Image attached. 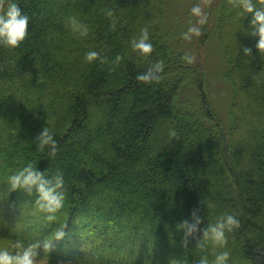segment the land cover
I'll return each instance as SVG.
<instances>
[{"label": "trees", "instance_id": "obj_1", "mask_svg": "<svg viewBox=\"0 0 264 264\" xmlns=\"http://www.w3.org/2000/svg\"><path fill=\"white\" fill-rule=\"evenodd\" d=\"M15 2L29 25L18 48L0 47V246L43 240L66 223L55 250L40 251L42 264H168L169 257L196 264L201 256L211 262L210 249L199 252L193 242L184 250L175 229L199 209L201 227L225 213L239 220L226 249H217L229 251L228 264H264V83L253 79L264 80V56L239 9L212 0L203 34L188 46L165 24L166 0ZM104 9L114 11L115 31ZM68 15L90 26L88 37L65 28ZM144 27L154 48L148 57L130 47ZM211 37L231 96L226 130L206 95L201 48ZM244 46L253 55L245 56ZM88 51L109 63L86 62ZM186 53L195 55L194 64L182 60ZM117 55L123 60L109 71ZM158 60L160 82H138ZM7 121L15 133L6 132ZM45 127L58 144L54 158L34 142ZM15 140L23 143L17 148ZM29 162L48 177L63 174L65 205L51 225L36 210L35 194L8 191V177Z\"/></svg>", "mask_w": 264, "mask_h": 264}, {"label": "clouds", "instance_id": "obj_2", "mask_svg": "<svg viewBox=\"0 0 264 264\" xmlns=\"http://www.w3.org/2000/svg\"><path fill=\"white\" fill-rule=\"evenodd\" d=\"M212 0H202V4L194 5L191 8V15L196 17V24L188 27L187 31L181 34V38L191 42L193 37H200L202 26L207 24L208 15L205 7L211 5ZM227 3L234 9H239L238 15L249 20L250 31L248 35L256 38L254 45L256 51L264 56V0H227ZM104 15L111 21L110 30H116V17L111 9L102 10ZM29 17L22 12V9L15 0H0V47L15 49L26 39L28 35ZM65 28L74 36L84 39L90 34V26L81 21L76 15H68L64 19ZM133 52L140 56L148 57L153 51V45L149 39L147 27L141 28L139 35L130 41ZM245 56L253 55V48L244 46ZM88 63L99 60L101 64L109 63L106 57H102L97 51H88L85 55ZM123 57L117 55L111 62L109 71H114L119 66ZM182 60L187 64H194L195 55L186 53ZM164 70V61L158 60L153 63L145 72L136 76L138 82L143 84L159 83L162 79L161 73ZM257 85L264 83L259 76L253 77ZM169 137L179 139L175 129L169 130ZM39 152H46L47 156L54 158L58 152V144L54 139V133L45 127L35 139ZM8 191H23L27 196L35 194L34 206L39 213L44 214V220L48 224L57 221V214L64 208L66 200L65 181L63 174L59 171L52 177L40 172L33 163L29 162L19 171L10 175L7 180ZM206 207H214L211 203ZM205 218L199 215V209L191 213V221L185 219L175 226L177 233H182L180 246L187 250L194 242V249L199 252L211 250L214 259L209 261L207 256H201L196 264H228L230 253L226 249L228 234L240 227L236 215L225 213L218 216L214 222L207 223L204 227ZM66 223L59 226L43 240H38L25 245L16 241L10 247L0 246V264H42L40 251L48 255L56 248V242L62 240L65 235ZM168 264H184L183 259L169 257Z\"/></svg>", "mask_w": 264, "mask_h": 264}, {"label": "rangeland", "instance_id": "obj_3", "mask_svg": "<svg viewBox=\"0 0 264 264\" xmlns=\"http://www.w3.org/2000/svg\"><path fill=\"white\" fill-rule=\"evenodd\" d=\"M197 4H202V0H166V3L164 5L165 24L170 27L171 34L175 32L174 33L175 41L176 39H179V36L181 38V34L186 32L188 27L196 24L197 18L191 15L190 10L194 5ZM230 12L231 10L227 9V17L229 19L232 18L231 21H233L235 18L234 16L235 13L231 12L232 13L231 14ZM231 31H232V27H230L229 25L226 26L225 32L228 35L230 34ZM192 42L193 40L191 42H188L183 40L182 38L180 39V43L183 45L188 44L189 46L190 44H192ZM218 48L219 47L216 42V38L211 37L209 39V42H207L206 44H204V46H202L201 56L203 57L202 65L204 67V70L206 71V95L208 101L212 109L216 113L217 117L219 118L220 122L222 123L223 128L226 130L228 129L229 126L228 106L230 103L231 96L228 87L226 86V84H224L222 80V75L225 67L223 66L224 63L222 62L223 60L221 58V52L220 49ZM14 96L15 98L21 97L20 94ZM240 103L243 107H245V100L244 97L242 96ZM12 105L13 102L8 106L11 107ZM11 126H12L11 122L7 121L6 132L8 131L9 133H15V129ZM26 132L27 129L22 130V133L26 134ZM239 136H241V133L238 132L237 137ZM15 142L17 148L21 145V143H23V141H17V140H15ZM4 171L6 170L4 169L3 172ZM0 175L3 176L4 173L0 172ZM165 243L167 245L170 244L168 241L164 242V244ZM176 243L177 241L175 242V244L172 243L173 247L175 249L180 248V246H177Z\"/></svg>", "mask_w": 264, "mask_h": 264}]
</instances>
